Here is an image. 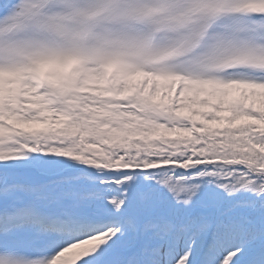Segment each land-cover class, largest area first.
Instances as JSON below:
<instances>
[{"label": "snow or ice", "instance_id": "obj_1", "mask_svg": "<svg viewBox=\"0 0 264 264\" xmlns=\"http://www.w3.org/2000/svg\"><path fill=\"white\" fill-rule=\"evenodd\" d=\"M0 264H264V0H0Z\"/></svg>", "mask_w": 264, "mask_h": 264}]
</instances>
